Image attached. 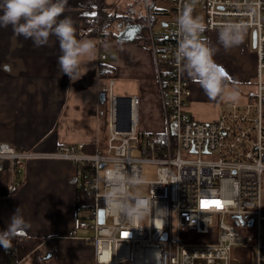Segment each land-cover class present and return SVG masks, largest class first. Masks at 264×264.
I'll return each instance as SVG.
<instances>
[{
	"label": "built area",
	"instance_id": "built-area-1",
	"mask_svg": "<svg viewBox=\"0 0 264 264\" xmlns=\"http://www.w3.org/2000/svg\"><path fill=\"white\" fill-rule=\"evenodd\" d=\"M191 2L172 1L163 20L160 50L151 35L163 129H137L141 98L129 95L126 101L116 95L109 77L105 135L103 140L96 135L90 151L83 142L37 152L0 141V174L7 170L12 176L36 157L72 163L76 181L92 198L90 204L75 207L76 213L87 211L92 221L78 219L75 227L92 230L93 235L83 239L94 247V264H235L241 260L238 249L253 256L252 264H264V0L194 2L193 16L197 7L202 8L207 30L231 21L256 33L254 91L242 103L220 102L212 120L189 113V82L176 62L181 39L177 18L183 5ZM147 165L155 166L152 179L142 178ZM117 169L142 178L139 186L145 191L132 192L130 185L127 195L149 203L144 223L106 203L111 186L105 177ZM3 253L11 255L10 250Z\"/></svg>",
	"mask_w": 264,
	"mask_h": 264
},
{
	"label": "crops",
	"instance_id": "crops-1",
	"mask_svg": "<svg viewBox=\"0 0 264 264\" xmlns=\"http://www.w3.org/2000/svg\"><path fill=\"white\" fill-rule=\"evenodd\" d=\"M140 1L144 12L136 8L138 0H68L64 15L72 18L77 39H91L95 43V55L82 57V76L76 81L59 69L60 50L55 36H50L47 45L35 47L31 40L14 35L11 26L0 28V141L37 152H52L61 144L83 142L90 151L100 132V94L102 90L106 92L109 77L114 82L121 78L135 80L138 93L131 95L139 96L144 108L147 103L160 107L150 36L135 40L139 27L119 24L114 38L100 36L107 41L100 42L98 36L80 37L83 27L79 24V14L96 9L114 12L115 8L124 9L129 3L147 14V0ZM126 27L133 29V33L124 34ZM218 30L206 29L212 38ZM247 34L238 47L225 51L218 46L219 51L213 57L225 71L228 85L225 91L237 86L239 98L231 102L246 101L255 89L252 81L256 55ZM101 66L109 70L103 77ZM182 75L189 82L190 95L186 99L189 113L199 120L216 118L220 102L228 100H210L198 83L185 73ZM146 124L148 127L149 123ZM16 184H19L17 191L10 193ZM88 199L75 179L72 163L67 160L36 157L16 169L12 176L7 170L1 173L0 230L7 227L17 208L31 226L13 240L10 256L0 247V264L27 261L28 264H94V247L83 239L88 235L87 230L75 227L82 213H76L75 207L85 205ZM35 253L40 255L31 260ZM237 253L243 262L242 250L238 249Z\"/></svg>",
	"mask_w": 264,
	"mask_h": 264
},
{
	"label": "clouds",
	"instance_id": "clouds-1",
	"mask_svg": "<svg viewBox=\"0 0 264 264\" xmlns=\"http://www.w3.org/2000/svg\"><path fill=\"white\" fill-rule=\"evenodd\" d=\"M185 3L177 18L181 39L175 53L180 71L198 83L210 100L217 98L236 101L239 92L232 85L226 92L227 79L222 65L214 60L218 47L205 38L206 24L201 17L193 16V5ZM68 0H0V28L11 26L14 35L31 40L35 47L48 44L50 36L58 40L60 55L57 63L60 71L76 81L82 76V57L95 55V43L91 39H77L76 28L70 16L64 13ZM247 25L236 22L223 23L217 33V43L225 51L238 47L245 40ZM105 180L111 190L105 194V201L115 205L129 219L141 220L150 211L147 201L141 197H129V186L139 185L142 178L135 173L125 174L110 170ZM21 210L17 208L10 216L7 227L0 230V247L5 251L13 247V240L30 228Z\"/></svg>",
	"mask_w": 264,
	"mask_h": 264
},
{
	"label": "rangeland",
	"instance_id": "rangeland-1",
	"mask_svg": "<svg viewBox=\"0 0 264 264\" xmlns=\"http://www.w3.org/2000/svg\"><path fill=\"white\" fill-rule=\"evenodd\" d=\"M154 2V6L156 8H164L169 10L173 5L172 2L170 0H153ZM136 8L139 9L141 12H144V6L142 1L138 0V2L136 3ZM124 9H120L119 7L114 9V13L120 14L123 12ZM196 16L197 17H201L203 19L204 22V11L202 8L197 7L196 8ZM161 22V21H160ZM160 22H156L152 24V28H151V34L148 31V36H150L151 39V35H152V40L154 42L155 48L156 50H160L161 48V43L159 42V38H161L164 35V27L162 25H160ZM119 24H115L114 28L116 29V27H118ZM247 31V30H246ZM248 32V31H247ZM247 34V33H246ZM247 35L250 36V33H248ZM203 36L205 38H207L208 40L211 41V36H208V32L205 31V33L203 34ZM213 43L215 47L220 46L217 43V35L214 36L213 38ZM253 51L255 52L254 48ZM215 56V55H214ZM257 67V64H256ZM161 71H163V68H161ZM256 73H257V68H256ZM256 73H255V77L253 79V83H256ZM113 92L117 95L119 94L120 96H129L131 94L134 93H138L137 90V82L135 80H130L127 78H121V79H117L114 82V86H113ZM158 96H159V91L157 92ZM160 99V96L158 98V101ZM138 122H137V129H139L142 132H147L148 130H156V129H163L164 128V114H163V110H162V106L160 104L156 107V106H152L150 105V103H147L146 107L144 108L141 103L138 106ZM146 122L149 123V126L146 127ZM99 136L100 139L103 140L104 136L102 134V132H99ZM155 176V166H151V165H147L143 168L142 171V178L143 179H152ZM262 181H263V186H264V174L262 176ZM143 187L139 186V185H135L133 187H131V191L132 192H144L145 190L142 189ZM82 190H84L82 188ZM85 195L87 196L85 190H84ZM89 199L85 201V204H90L92 201V198L87 196ZM78 219H85L88 223H90L92 220L88 215V212L85 211L83 213H81V215L78 217ZM145 221V217H143L141 219V222L144 223ZM86 233L88 235H93L92 230L87 229ZM248 234H250V231H247L245 233V237H248ZM245 246H247V244H245ZM234 250V248L232 249V251ZM40 254L35 253L31 256V260H33V258L38 257ZM10 256V255H9ZM243 258V262L240 260L239 262H236L235 264H252L253 261V256L249 253L246 252L243 254L242 256ZM29 261L25 262L24 264H28ZM121 264H128V263H121Z\"/></svg>",
	"mask_w": 264,
	"mask_h": 264
},
{
	"label": "trees",
	"instance_id": "trees-1",
	"mask_svg": "<svg viewBox=\"0 0 264 264\" xmlns=\"http://www.w3.org/2000/svg\"><path fill=\"white\" fill-rule=\"evenodd\" d=\"M171 2L173 0H170ZM147 14L140 13V11L135 9L134 3H129L124 7L122 13L117 14L109 10L96 9L92 13H81L78 16L79 24L83 27L80 31V37H89V36H107L109 38H114L117 34L114 25L117 24H135L139 27L137 34L134 39L137 40L140 37L148 36L149 27L152 28V24L160 22L162 24L163 20L168 15V10L164 8H156L154 6L153 0H147ZM159 42H162V37L159 38ZM109 70L101 66L100 76H105ZM104 99L101 101V117L99 130L102 132L103 136L105 135V109H106V100L107 95L104 90H102ZM19 187V184H16L10 190V193H15ZM22 236V234L18 235Z\"/></svg>",
	"mask_w": 264,
	"mask_h": 264
},
{
	"label": "water",
	"instance_id": "water-1",
	"mask_svg": "<svg viewBox=\"0 0 264 264\" xmlns=\"http://www.w3.org/2000/svg\"><path fill=\"white\" fill-rule=\"evenodd\" d=\"M162 26H164V22L162 23ZM124 34H132L133 33V29H130L128 27H126V29L124 31H122ZM255 30H252L250 32V43H251V47L254 48L255 47ZM121 98V97H119ZM126 101H128V96H124L123 97ZM104 99V95L103 93L100 94V101H103ZM99 219L102 222V211H99ZM249 223H251V221H249Z\"/></svg>",
	"mask_w": 264,
	"mask_h": 264
},
{
	"label": "snow or ice",
	"instance_id": "snow-or-ice-1",
	"mask_svg": "<svg viewBox=\"0 0 264 264\" xmlns=\"http://www.w3.org/2000/svg\"><path fill=\"white\" fill-rule=\"evenodd\" d=\"M217 206H219V204H217ZM125 235H127V234H125Z\"/></svg>",
	"mask_w": 264,
	"mask_h": 264
},
{
	"label": "flooded vegetation",
	"instance_id": "flooded-vegetation-1",
	"mask_svg": "<svg viewBox=\"0 0 264 264\" xmlns=\"http://www.w3.org/2000/svg\"><path fill=\"white\" fill-rule=\"evenodd\" d=\"M250 45H251V43H250Z\"/></svg>",
	"mask_w": 264,
	"mask_h": 264
}]
</instances>
